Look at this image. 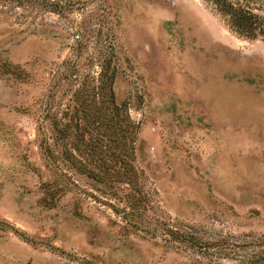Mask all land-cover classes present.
I'll return each instance as SVG.
<instances>
[{
    "label": "rangeland",
    "instance_id": "rangeland-1",
    "mask_svg": "<svg viewBox=\"0 0 264 264\" xmlns=\"http://www.w3.org/2000/svg\"><path fill=\"white\" fill-rule=\"evenodd\" d=\"M215 2L0 0V264H264V39Z\"/></svg>",
    "mask_w": 264,
    "mask_h": 264
},
{
    "label": "trees",
    "instance_id": "trees-1",
    "mask_svg": "<svg viewBox=\"0 0 264 264\" xmlns=\"http://www.w3.org/2000/svg\"><path fill=\"white\" fill-rule=\"evenodd\" d=\"M218 12L225 19L229 27L238 35L250 39L261 37L264 39V14L256 13L247 6L234 0H216ZM103 82L112 86L116 72L111 59H104L102 63Z\"/></svg>",
    "mask_w": 264,
    "mask_h": 264
}]
</instances>
